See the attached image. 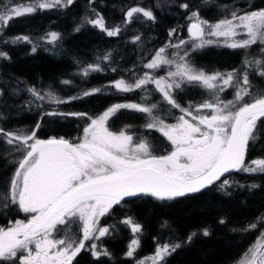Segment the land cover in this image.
I'll return each instance as SVG.
<instances>
[{
	"label": "trees",
	"instance_id": "16d2710c",
	"mask_svg": "<svg viewBox=\"0 0 264 264\" xmlns=\"http://www.w3.org/2000/svg\"><path fill=\"white\" fill-rule=\"evenodd\" d=\"M28 3L29 0H0V7ZM183 4L189 7H181ZM136 6L151 10L155 19L148 20L142 14H136L137 19L125 24L126 12ZM261 8H264V0H208L207 3L205 0H74L64 8L16 17L0 33V52L7 54L0 57V126L5 131L31 130L40 121L38 139L63 137L77 143L90 121L89 117L94 118L115 104L142 102L143 89L121 92L112 86L113 82L123 79L134 83L143 75L144 64L157 49L187 38L192 12H198L201 19L214 22L231 18L233 12L240 14ZM97 13L104 18L109 29L120 26V33L108 36L98 27L86 23V19H96ZM172 29L176 31L170 36ZM51 32L59 34L55 42H49L47 38ZM17 36H27L29 41L13 42ZM136 36L140 37L139 41H134ZM34 46L36 51L32 50ZM261 48L258 43L235 49L211 45L187 50L186 59L196 69L207 73L235 70L241 84L247 71L249 90L255 94L264 91V76L259 75L264 63L259 67L254 63L256 60L264 62ZM106 55L107 60L104 59ZM245 60L250 64L246 65ZM95 64H99L101 70L84 76L83 70ZM145 87L150 92L145 105L158 104L153 110L155 116L173 122L182 114L180 109L171 108L163 101L152 84ZM29 88L42 93L51 90L67 103L53 105L37 101L27 91ZM93 88H103V91L69 100ZM235 91L236 87H230L222 97H234ZM173 95L181 107L191 110L211 98L207 89L187 83L174 90ZM245 102H251V99L245 97ZM53 109L87 115L45 116L41 120V112ZM147 123V114L120 109L109 119L107 126L112 132L130 126L128 134L134 137V141L145 140L152 155L167 154L171 150L170 142L156 129L146 128ZM256 134L258 139L249 142L245 166L251 165L255 159H264V119L258 122ZM7 148L0 140V227L5 228L16 220L27 221L18 204H12L10 197L8 200L3 198V194L10 192V181L18 167L16 162L22 158L17 154H6ZM225 179L230 183L221 188ZM262 217L264 172L234 170L212 185L183 197L157 200L141 196L114 205L98 224L108 228L109 233L85 241L86 248L74 258L73 264H138L152 254L158 244L164 243L179 247L159 264H237L264 232V219L258 220ZM128 218L141 226L140 233L133 234L131 226L123 223ZM253 223L257 227L249 229ZM205 229L209 233L207 236L203 234ZM189 236H192L191 240ZM132 239H138L139 245L134 255L128 257L126 253ZM92 244L97 245V251H107L108 255L93 257L89 251Z\"/></svg>",
	"mask_w": 264,
	"mask_h": 264
},
{
	"label": "snow or ice",
	"instance_id": "6c2138e0",
	"mask_svg": "<svg viewBox=\"0 0 264 264\" xmlns=\"http://www.w3.org/2000/svg\"><path fill=\"white\" fill-rule=\"evenodd\" d=\"M74 0H29L27 5L13 4L0 7V33L16 18L37 11L66 7ZM91 2V0H90ZM208 0H205L207 3ZM188 8L187 4L181 5ZM136 14H142L148 20L155 17L151 10L142 7H131L126 12L125 24L137 19ZM188 25L192 50L206 45L219 43L218 40L205 37H223L229 48H248L257 42L264 45V8L238 14L233 12L231 18H224L216 23H209L201 19L198 12H192ZM86 23L98 27L108 36H117L121 28L117 26L109 29L104 18L97 13V18L87 20ZM77 31L79 28L76 29ZM176 30L169 32L171 36ZM240 33L246 39H235ZM49 42L59 38L56 32L48 33ZM29 41L27 36H17L13 42ZM140 37H134L139 41ZM180 40L178 44H168L155 52L152 59L144 65L147 69H157L162 65L174 66V71H168L165 76L153 77L150 73L128 83L123 79L113 82V87L121 92H131L143 89L145 96L141 103L115 104L107 108L83 130V137L79 143H72L67 139L51 137L43 140L37 138V131L41 122L37 121L31 130L16 129L5 131L0 126V140L8 146L6 154L22 156L16 163L15 172L10 181V192L3 194V198L11 199L12 204H18L20 211L30 215L27 221L16 220L7 228L0 227V262L3 264H73L74 258L86 248L85 241L99 239L109 233L106 227H99L101 217L110 213L114 205H120L126 197L150 196L157 200H172L195 193L212 185L231 170L244 172H264V159H255L251 165L245 166V154L250 141L258 139V122L264 119V91L253 94L248 72L243 75L242 84L239 82L235 70L232 72L212 74L197 70L190 60L186 59L188 51L183 56L174 52L176 59H169L166 49H175L187 44ZM36 51L35 46L32 49ZM264 53V47L261 48ZM0 52V57H6ZM109 57H104L107 60ZM257 67L262 63L254 62ZM245 64L250 62L245 60ZM99 64L88 65L83 75L100 71ZM264 76V69L259 71ZM64 84L70 81H62ZM155 85L162 100L171 108L180 109L181 116L175 124H165L159 117L153 116V110L158 104L145 105L150 92L145 87ZM187 83L209 90L215 96L214 102H204L196 107L211 109V115H194L190 108L181 107L174 98V90L180 89ZM236 87L234 97L227 102L219 97L229 87ZM37 101H47L49 104L59 105L67 103L51 90L41 92L35 88L27 89ZM103 88H93L85 91L81 96L70 97L69 100L80 99ZM245 97L251 102H245ZM28 103H32L29 101ZM37 107H40L38 104ZM120 109H131L147 114L150 118L145 125L148 129L155 128L171 142L173 150L164 156H154L145 140L134 143V137L128 134L130 126H125L118 133L112 132L107 126L110 118ZM41 120L45 116L67 118L84 117L86 113H63L53 109L41 112ZM185 116L191 117V121ZM225 179L221 188L229 185ZM254 187V186H253ZM7 206V205H5ZM264 219L258 218V220ZM224 221L221 220V223ZM131 226L133 234L141 232V226L130 218L123 221ZM80 227L83 238L78 242L73 239V228ZM257 227L256 223L248 226ZM63 231V239H55L54 233ZM99 235L96 236L95 234ZM203 234L207 236V229ZM195 235V233L193 234ZM189 240L192 236H189ZM138 239H132L128 245L126 255L132 257ZM179 245L164 243L157 245L150 259L153 264L162 262L170 252ZM93 257L107 256V251H97V245L92 244ZM247 259L242 264H264V233L257 240V244L249 249ZM138 264H146L139 261Z\"/></svg>",
	"mask_w": 264,
	"mask_h": 264
},
{
	"label": "rangeland",
	"instance_id": "374dc122",
	"mask_svg": "<svg viewBox=\"0 0 264 264\" xmlns=\"http://www.w3.org/2000/svg\"><path fill=\"white\" fill-rule=\"evenodd\" d=\"M25 5H27V4H25ZM56 8H64V7H56ZM240 14H243V13H240ZM219 21V20H218ZM218 21H214V22H209V23H216V22H218ZM192 21L190 20L189 22H188V25L191 23ZM188 25H187V34H188V37L187 38H183L182 40H185V41H188V43L187 44H185V45H183V46H181V48H179V49H175V48H171V47H169V48H167L166 49V55L168 56V58L169 59H176L177 61H178V57L177 56H173V53L174 52H178V54H179V56H183L184 55V52L185 51H187V50H189V49H191L192 47H191V40H190V38H189V33H188ZM247 38V36L245 35V34H243V33H240L235 39H237V40H240V39H246ZM205 39H213V40H218L219 41V43L217 44V43H213V44H210V45H206V46H204V47H207V46H211V45H221V46H226L225 45V42H224V39L225 38H223V37H205ZM179 42H177V43H174V44H172V45H175V44H178ZM260 46H262V47H264V45H262L261 43H259V42H257ZM166 45H168V44H166ZM163 47H165V45L163 46ZM227 47V46H226ZM162 48V47H161ZM203 48V47H202ZM160 49V48H159ZM159 49H157V50H159ZM200 49V48H199ZM156 50V51H157ZM155 51V52H156ZM155 52L151 55V57L147 60V62L145 63V64H147L151 59H152V57L155 55ZM144 64V65H145ZM145 68V67H144ZM174 71L175 70V68H174V66H171V65H162V66H160L159 68H157V69H147V68H145V71H144V73L145 72H148V73H150L153 77H155V78H159V77H161V76H165L166 77V74H167V72L168 71ZM198 70V69H197ZM144 73H143V75H144ZM205 73H207V72H205ZM212 73H214V72H212ZM212 73H207V74H212ZM142 75V76H143ZM141 76V77H142ZM151 84V83H150ZM154 87H155V85L154 84H152ZM230 88V87H229ZM229 88H227V89H225L223 92H219V97H220V99L221 100H223V101H225V102H227V101H229V100H232L233 99V97H231V98H223L222 97V95L227 91V90H229ZM209 91V90H208ZM209 94H210V96H211V98H210V100L208 101V102H214V99H215V96H214V94L212 93V92H210L209 91ZM233 95H234V92H233ZM233 95H231V96H233ZM124 104H126V103H124ZM195 109L196 108H194V109H192V111H193V114L194 115H211V109H201L200 110V112L199 113H196L195 112ZM104 112V111H103ZM102 112V113H103ZM102 113H100V114H102ZM99 114V115H100ZM183 114V113H182ZM181 114V115H182ZM98 115V116H99ZM180 115V116H181ZM153 116H155L154 114H153ZM97 117V116H96ZM96 117H94V118H96ZM157 117V116H156ZM185 118L186 119H189L190 121H191V117H189V116H185ZM177 121H178V118L175 120V121H173V122H165L164 121V123L165 124H175V123H177ZM91 121H89V123H90ZM149 122H151L150 121V118H149ZM88 123V124H89ZM88 124L85 126V127H87L88 126ZM155 129V128H154ZM158 131V130H157ZM159 132V131H158ZM118 133V132H117ZM159 133H161V132H159ZM84 134V133H83ZM83 134H82V136H81V138L83 137ZM162 134V133H161ZM166 138V137H165ZM167 139V138H166ZM79 142H80V140H79ZM79 142H77V143H79ZM140 141H134V143H139ZM170 142V141H169ZM170 144H171V142H170ZM173 150V146H172V144H171V150L167 153V154H165V155H168L171 151ZM160 156H164V155H160ZM22 159V158H21ZM26 214V216H27V219H29L30 218V215L29 214H27V213H25ZM26 222V221H25ZM99 226V225H98ZM264 233V232H263ZM64 235H65V233L63 232V231H60V232H57V233H54V238L55 239H63L64 238ZM96 236H98L99 234L98 233H96L95 234ZM83 238V233H82V231H80V227H75V228H73V239L74 240H76L77 242H78V240L79 239H82ZM258 240V239H257ZM257 244V241L250 247V248H252V247H254L255 245ZM156 250V249H155ZM248 252H249V250L245 253V255L240 259V261L237 263V264H242V262L243 261H245L246 259H247V256H246V254H248ZM154 253H155V251L152 253V254H150V255H148L147 257H144L141 261H146V264H153V262L150 260V259H147V258H149V257H151V256H153L154 255Z\"/></svg>",
	"mask_w": 264,
	"mask_h": 264
},
{
	"label": "water",
	"instance_id": "95a60500",
	"mask_svg": "<svg viewBox=\"0 0 264 264\" xmlns=\"http://www.w3.org/2000/svg\"><path fill=\"white\" fill-rule=\"evenodd\" d=\"M232 171H234V170H231V171H229L228 173H225L223 176L229 174V173L232 172ZM223 176H222V177H223ZM208 186H209V185H208ZM206 187H207V186H206ZM189 194H190V193H189ZM129 198H134V197H126L125 199H129ZM125 199H124V200H125Z\"/></svg>",
	"mask_w": 264,
	"mask_h": 264
}]
</instances>
